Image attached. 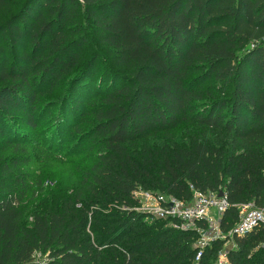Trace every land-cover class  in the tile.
Segmentation results:
<instances>
[{"label": "trees", "instance_id": "trees-1", "mask_svg": "<svg viewBox=\"0 0 264 264\" xmlns=\"http://www.w3.org/2000/svg\"><path fill=\"white\" fill-rule=\"evenodd\" d=\"M92 40L119 70L97 72L98 52L81 64ZM90 104L82 139L103 150L74 191L24 210L29 222L26 177L0 165V264H214L223 241L196 261L195 231L129 208L139 189L223 192L227 234L238 206L264 207V0H0V152L47 117L61 141ZM233 243L227 264H264L263 226Z\"/></svg>", "mask_w": 264, "mask_h": 264}, {"label": "rangeland", "instance_id": "rangeland-1", "mask_svg": "<svg viewBox=\"0 0 264 264\" xmlns=\"http://www.w3.org/2000/svg\"><path fill=\"white\" fill-rule=\"evenodd\" d=\"M90 46L82 50L81 64L85 63L93 52H98L102 65H97V72H100L101 69L102 71L119 70L113 59H109L111 51L98 45L94 40L91 41ZM120 71L125 73L124 70ZM65 84L67 83L59 84L55 90L48 88L41 96L42 101L39 107L51 98L61 96ZM90 106L91 104L84 110L86 115L82 116L80 120H75L72 123L67 122L69 125L66 131H61V141L58 136L59 131L54 129L55 119L47 117L40 122L36 131L29 132L27 145H19L15 152L12 149L0 152V165L8 159H10L8 163H11V158H13L19 164L18 174H23L26 177L27 183L22 189L25 202L23 211L33 209L41 202H44L45 205L58 202L63 195L71 193L79 186L85 172L96 161L98 153L103 149L99 145L92 148L91 146L95 142H83L81 135L89 128ZM44 109L45 107L39 113L43 114ZM39 120L40 116L36 118V122ZM186 130L196 129L185 126L179 133L184 136ZM24 160L28 161L27 165L23 163ZM29 214L30 212H25V218H28ZM27 220L29 222L30 219ZM233 246L234 243L229 241L224 242L223 248L229 251ZM32 264H47V261L39 254H35Z\"/></svg>", "mask_w": 264, "mask_h": 264}, {"label": "built area", "instance_id": "built-area-1", "mask_svg": "<svg viewBox=\"0 0 264 264\" xmlns=\"http://www.w3.org/2000/svg\"><path fill=\"white\" fill-rule=\"evenodd\" d=\"M219 193L203 194L193 190L192 198L183 201L139 189L132 194L136 206L129 210L144 216L148 222L170 221L172 227L177 230L195 231L198 235L195 245L198 250L196 255L198 261L213 242L218 240L233 242L235 237L243 238L257 226L264 227V207L258 208L253 203H247L238 206L239 216L235 227L227 234L222 233L221 218L229 208V204L224 193L222 192L221 197ZM227 252L228 250L223 248L214 264H227Z\"/></svg>", "mask_w": 264, "mask_h": 264}, {"label": "water", "instance_id": "water-1", "mask_svg": "<svg viewBox=\"0 0 264 264\" xmlns=\"http://www.w3.org/2000/svg\"><path fill=\"white\" fill-rule=\"evenodd\" d=\"M222 195H223L222 192H220V193H219V196L221 197Z\"/></svg>", "mask_w": 264, "mask_h": 264}]
</instances>
